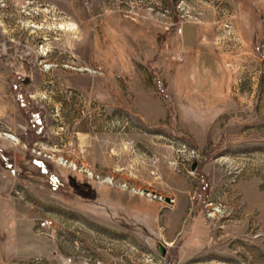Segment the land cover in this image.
Instances as JSON below:
<instances>
[{"label":"rangeland","instance_id":"1","mask_svg":"<svg viewBox=\"0 0 264 264\" xmlns=\"http://www.w3.org/2000/svg\"><path fill=\"white\" fill-rule=\"evenodd\" d=\"M0 142L8 264H264V0H0Z\"/></svg>","mask_w":264,"mask_h":264},{"label":"crops","instance_id":"2","mask_svg":"<svg viewBox=\"0 0 264 264\" xmlns=\"http://www.w3.org/2000/svg\"><path fill=\"white\" fill-rule=\"evenodd\" d=\"M181 34H182V36H181V40H182L183 36H184V31ZM188 40L189 41L186 45H184L182 43V45L184 47H191L194 45V42H193L194 40L192 37H190ZM193 49H194L196 57L198 56V54H202L203 56L204 55L207 56V55L211 54V51L207 50V47L202 46L201 44L197 45ZM8 228L9 227H8L7 219L5 217H3V215L0 214V264H8V261H7L8 260V254H10V252H11L9 242H8V238H9V232H8L9 229Z\"/></svg>","mask_w":264,"mask_h":264},{"label":"built area","instance_id":"3","mask_svg":"<svg viewBox=\"0 0 264 264\" xmlns=\"http://www.w3.org/2000/svg\"><path fill=\"white\" fill-rule=\"evenodd\" d=\"M181 31H182V27L180 26V27H178V32H181ZM177 59L178 60L182 59V53L181 52L177 55ZM124 186H125V184H124ZM37 221H38L37 229H38L39 233H44V234L49 235V236L53 235V229H52L53 223H52L51 219L43 218V219H38Z\"/></svg>","mask_w":264,"mask_h":264},{"label":"water","instance_id":"4","mask_svg":"<svg viewBox=\"0 0 264 264\" xmlns=\"http://www.w3.org/2000/svg\"><path fill=\"white\" fill-rule=\"evenodd\" d=\"M192 169L195 168V163H193V165L191 166ZM166 202H170L169 198H165L164 199ZM157 250L160 252L161 255H164L166 253V247L164 245H162L161 243L157 244Z\"/></svg>","mask_w":264,"mask_h":264},{"label":"trees","instance_id":"5","mask_svg":"<svg viewBox=\"0 0 264 264\" xmlns=\"http://www.w3.org/2000/svg\"><path fill=\"white\" fill-rule=\"evenodd\" d=\"M161 90H162V93L164 94L165 93V87H164V89H161ZM5 149H6V146H4L2 142H0V155L4 156L5 153H7L8 150L7 149L5 150Z\"/></svg>","mask_w":264,"mask_h":264},{"label":"bare ground","instance_id":"6","mask_svg":"<svg viewBox=\"0 0 264 264\" xmlns=\"http://www.w3.org/2000/svg\"><path fill=\"white\" fill-rule=\"evenodd\" d=\"M7 138H9V139H12V140H16V138L13 136V135H11V134H4Z\"/></svg>","mask_w":264,"mask_h":264},{"label":"flooded vegetation","instance_id":"7","mask_svg":"<svg viewBox=\"0 0 264 264\" xmlns=\"http://www.w3.org/2000/svg\"><path fill=\"white\" fill-rule=\"evenodd\" d=\"M28 79H23V83L25 82V81H27Z\"/></svg>","mask_w":264,"mask_h":264}]
</instances>
